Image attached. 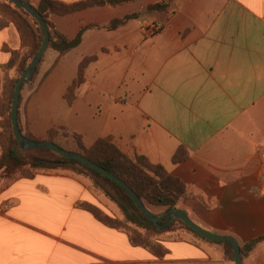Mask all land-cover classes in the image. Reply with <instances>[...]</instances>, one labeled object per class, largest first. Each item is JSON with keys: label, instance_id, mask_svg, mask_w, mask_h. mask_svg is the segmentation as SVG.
<instances>
[{"label": "crops", "instance_id": "obj_1", "mask_svg": "<svg viewBox=\"0 0 264 264\" xmlns=\"http://www.w3.org/2000/svg\"><path fill=\"white\" fill-rule=\"evenodd\" d=\"M162 2L165 11L146 12ZM53 21L68 39L83 31L80 45L62 57L52 52L36 79L40 102L64 94L70 122L63 127L86 147L111 138L125 155L179 179L187 197L175 209L201 229L240 248L264 237V0H135ZM145 25L160 30L149 35ZM20 46L12 24L0 29V66ZM25 115L22 134L45 139L50 129L36 136ZM179 150L183 161L173 164ZM82 203L97 201L81 177L38 173L11 182L0 191V264H234L223 244L191 238L160 241L167 254L158 259ZM242 260L264 264V241Z\"/></svg>", "mask_w": 264, "mask_h": 264}, {"label": "trees", "instance_id": "obj_2", "mask_svg": "<svg viewBox=\"0 0 264 264\" xmlns=\"http://www.w3.org/2000/svg\"><path fill=\"white\" fill-rule=\"evenodd\" d=\"M23 1L30 4L29 0ZM130 1L134 0H86L72 5H65L55 0H40L39 4L33 7L41 15L48 27L50 34L48 48H51L59 57H62L80 45L83 31H80L75 38L68 39L54 30L48 18L49 14L65 16L88 8L115 6ZM167 6L166 3H160L147 7V10L162 12L166 10ZM135 18H137V16L133 14L123 19L115 20L108 25V29H116ZM9 23L15 27L19 34L21 47L23 49H29L30 53L25 58L22 56L24 52L22 49L21 51L12 52L8 63L0 69H10L19 62L21 64V72H23L41 46L43 41L42 31L35 20L25 11L3 0L0 1V29ZM92 60L93 58L84 59L81 62L78 69L77 80L68 88L67 94L65 95L68 103L71 101L72 93L75 88L83 81V71L85 67ZM14 85H4L3 100L0 105V117L3 118V131L0 133V182L2 180L12 181L15 175H18L19 179L32 178L38 173L46 174L55 172L69 173L73 176L86 179L92 190L103 193L107 199L117 205L121 212L122 220L110 218L99 211L94 205L82 203L79 204V207L90 213L104 226L124 232L127 235L130 245L142 247L158 259L163 258L167 254L166 249L159 243L160 241L179 239L177 237H166L157 241L158 239H156V237L163 234H170L176 224H180V226L188 230L195 240L210 242L197 235L184 223L178 220L165 228L154 226L140 213L131 198L118 185L79 162L68 160L49 150H20L12 134L9 112V106L12 104ZM17 120L19 121L18 117ZM53 132L54 131L51 129L48 131V141L62 148L55 142ZM23 136L30 140L37 141L31 135L23 134ZM71 137L76 145L77 150L74 151L75 153L84 156L89 161L123 181L141 199L150 212H152L151 208L171 211L175 209L177 203L182 198L187 197L186 187L179 179L168 175L161 167L151 165L142 156L135 155L134 158H131L125 155L112 142L111 138L98 139L93 145L86 147L82 143L80 137L75 134H71ZM183 158L182 150H179L174 155L172 162L173 164H178L183 161ZM3 189L4 188L0 189V191ZM165 222L166 220L161 221L160 225ZM130 226H133L134 229L131 230ZM139 230L142 232H139ZM263 241L264 237H259L243 245L240 248L241 257L243 258L246 256L256 244ZM221 244L225 247L226 257L233 261L231 246L228 243Z\"/></svg>", "mask_w": 264, "mask_h": 264}, {"label": "rangeland", "instance_id": "obj_3", "mask_svg": "<svg viewBox=\"0 0 264 264\" xmlns=\"http://www.w3.org/2000/svg\"><path fill=\"white\" fill-rule=\"evenodd\" d=\"M0 1H3V0H0ZM29 2H31V1L29 0ZM130 2H133V1H130ZM162 3H164V2H162ZM65 5H72V4H65ZM146 12H150V11L146 9ZM144 13L145 12L143 11L142 13H136L134 15H136L138 18L141 14H144ZM55 16L61 17V16L55 15V14H49L48 18H49V21L52 23L54 30L57 31L55 24H54V21H53V17H55ZM144 27H145V29H148L150 26L145 25ZM21 49L24 50L22 56L26 58L27 55L30 53V50L29 49H23L20 46V50H18V51H21ZM52 52H54V51L51 48L47 49L44 56L42 57L40 65L38 66V69H37L32 81L30 83L24 85L22 90H21V94H20L21 98H20L19 107H18V118H19V123H20L19 127H20V129L22 128V130L25 131L24 128L26 125V131L29 130L28 122L26 123L27 117L25 115V113L27 112V115L29 117L28 121L31 123L32 129L34 130L36 136H41L42 134L45 133L46 130L52 128L51 130L54 131L53 133H54L55 142L57 144H59V146H61L64 150L74 152L77 149H76V145H75V143L71 137V134H70L71 132L67 131L63 127V122L67 123V124L70 122L68 120V106H67V104L63 98L64 94L61 97V95L57 96V92H56L52 95V100L50 102L46 101L43 103L40 102V96L36 95V93L38 91L36 88H38L37 86L39 84V83L36 84L37 75L39 74L41 65L43 66V63L45 62L46 59H48L50 57ZM5 65H1L0 68L4 67ZM21 73H22L21 72V64L19 62L10 69H2V70L0 69V105H1V102L3 100V87H4V85L5 84L14 85L15 81L20 77ZM34 85H36L35 86L36 90L29 94V87L34 86ZM10 107L11 106H9V112H10ZM2 123H3V118L0 117V133L3 131L2 130ZM26 135H30V134H26ZM35 139L37 141L48 140L47 137L45 139H38V137H36ZM134 156H131V158H134ZM66 174H69V173H66ZM16 179H18V175H15L13 177L12 181L11 180H2L0 182V189L7 187L11 182H13ZM92 192H93L95 199L97 201V203H94L95 207L97 209H99V211H101L103 214L109 216L112 219L122 220L121 212H120V210L116 204H114L109 199H107L103 193L97 192V191L95 192V190H92ZM151 210H152L153 214H155L157 216H161L162 213L166 212L162 209H157V208H151ZM130 229L132 230V229H134V227L130 226ZM139 232H142V231L139 230ZM166 237H177L179 240H183L186 238L194 239L192 234L188 230H186L185 228L180 226V224H176L174 226L173 230L170 232V234L160 235L159 237H156V239H158L157 241H160L161 239H164Z\"/></svg>", "mask_w": 264, "mask_h": 264}, {"label": "water", "instance_id": "obj_4", "mask_svg": "<svg viewBox=\"0 0 264 264\" xmlns=\"http://www.w3.org/2000/svg\"><path fill=\"white\" fill-rule=\"evenodd\" d=\"M6 1L11 3L13 6L22 9L29 16H31L38 24L43 35V41L41 43L40 48L34 54L29 64L27 65L25 70L21 73L20 77L17 79L14 85L12 104L10 108V120H11L12 134L14 139L16 140L18 148L22 151L49 150L63 158L79 162L85 167L91 169L92 171L102 175L109 181L118 185L131 198V200L134 202L135 206L140 211V213L147 220H149L154 226L159 228H165L176 220L181 221L197 235L208 241L216 242V243H228L232 248V258L234 264H243V260L240 255V247L238 243L235 241V239H233L232 237L217 235L201 229L199 226H197L195 223L191 221V219L184 211H181L179 209L166 211L162 213L161 216H157L152 212H150L145 207L141 199L123 181H121L119 178L115 177L108 171L104 170L103 168L99 167L98 165L94 164L93 162L89 161L84 156L72 151L64 150L48 140L34 141L23 136V134L19 129L18 120H17L21 89L23 85L28 84L32 81L37 66L39 65L42 57L44 56L45 52L48 49L50 34L44 19L31 4L26 3L23 0H6ZM163 220H166V222L160 225V222Z\"/></svg>", "mask_w": 264, "mask_h": 264}, {"label": "built area", "instance_id": "obj_5", "mask_svg": "<svg viewBox=\"0 0 264 264\" xmlns=\"http://www.w3.org/2000/svg\"><path fill=\"white\" fill-rule=\"evenodd\" d=\"M149 29V30H148ZM148 29H146V32L149 34V35H154L156 34L157 32H159L160 28L158 25H151ZM262 158L264 159V155H262Z\"/></svg>", "mask_w": 264, "mask_h": 264}]
</instances>
